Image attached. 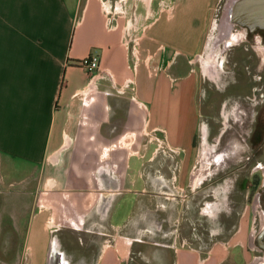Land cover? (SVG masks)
Instances as JSON below:
<instances>
[{"label":"crops","instance_id":"1","mask_svg":"<svg viewBox=\"0 0 264 264\" xmlns=\"http://www.w3.org/2000/svg\"><path fill=\"white\" fill-rule=\"evenodd\" d=\"M143 2L151 9L149 0H0V164L11 172L21 165L22 186L25 165L36 168L43 196L26 233L28 264H225L233 247L238 264L263 259L247 261L255 229L241 220L244 213L225 241L206 242L189 222L165 250L122 254L109 232L100 233L96 255L64 245H82L80 234L70 235L93 222L125 227L143 199L169 195L170 185L187 196L198 181L193 152L201 115L192 65L210 0L190 22L182 6L156 27L154 14L137 12ZM129 36L137 37L135 67ZM93 49L100 66L89 73L78 61ZM182 210L189 219L190 205ZM63 231L69 235L62 241Z\"/></svg>","mask_w":264,"mask_h":264},{"label":"rangeland","instance_id":"2","mask_svg":"<svg viewBox=\"0 0 264 264\" xmlns=\"http://www.w3.org/2000/svg\"><path fill=\"white\" fill-rule=\"evenodd\" d=\"M202 1L204 0H149V3H152V5L150 4L151 9L148 8L146 11L143 2L144 4L137 9V12L154 14L149 20L156 17L154 19L158 20L154 24L156 27L159 23L168 22V18H171L174 12L177 13L181 9L180 7L184 6L185 22H190L193 16L202 13ZM231 1L210 0L202 37L203 42L200 49L197 50L201 59L196 56L192 65L199 80L196 99L198 112L201 115V123L194 138L192 177L197 172H202L198 176V181L192 184L194 192L190 194L191 196H186L185 189L176 191V188L173 189L170 185L169 195L156 194L152 197L151 202L143 199L141 201L142 211L135 214L128 213L125 227L107 229L101 225L102 222L101 226L93 222L92 225L89 224L86 231L83 229L70 235L74 239L80 234L82 242H84L82 245L63 243L65 246L75 247L79 252H84L85 248L90 249L91 253L93 251V254L96 255L100 252V233L109 232L110 235L107 238L114 246L121 247L120 253L122 254L136 251L138 248L145 250L143 252L161 250L162 248L165 250L172 245L173 239L180 241L182 232H184L183 236L185 235V223L189 222L191 234H205L206 242L210 243L211 239L225 241L237 228V223L243 213L241 220L246 222V219H250L255 230H259L263 226V213L258 211L259 217L253 224L251 211L252 204L253 209L257 210V192L262 184L264 185V168L258 162L261 158H259L260 156L254 157L252 163L254 167L243 163L252 152L249 149L250 135L254 131L257 121L264 124V117L242 113L243 110L239 108L244 105L240 96L239 98L230 97L232 99L226 104L224 103L223 112L213 115L204 114L199 102V91L203 86L204 77L210 84V91L220 94L215 89V85L224 89L233 79L245 82V75H257L260 69L248 67L245 61L242 66H239L240 57L235 59L232 55L227 56L230 49L245 44V35L240 32L242 29L239 27H235L236 30L230 29V22L226 19L227 8ZM132 3L129 2L125 5L128 11L133 9ZM262 57L264 58V55ZM224 59L228 60V64L225 62L226 60L223 61ZM251 70V74L248 73ZM246 92L247 89L242 87V95ZM210 102L209 105H212L213 101ZM254 119L256 123L253 127ZM258 138L264 141V129ZM262 152H264V147ZM177 161L178 156H174L173 162ZM4 163L6 162L2 161L0 164V264H28L29 250L26 249V233L31 218L37 212L39 199L43 197L38 194L36 189L38 173L36 168L27 171L28 167L25 165V170H23L25 171V186H22L23 175L20 171L22 166L16 163L14 171L11 172L7 169L9 165H4ZM252 171H254L253 174ZM163 182L165 181L159 180L161 186L159 189H166ZM199 187H203V190L198 194L196 190ZM185 204L190 205V209L193 211L189 219L188 215L186 217L183 214L182 209ZM119 213L122 216L126 215L124 206L121 207ZM114 234L121 237L112 236ZM68 235L69 233L63 231L62 241ZM24 237L25 253L23 251ZM30 240L29 243L34 246L35 252H38L39 243ZM136 253L138 252L136 251ZM238 253L239 250L236 247L229 249L230 256L225 264H238ZM259 253L260 251L257 249L254 250L247 260L248 263L253 262L254 256H261ZM259 263L263 264L264 258Z\"/></svg>","mask_w":264,"mask_h":264},{"label":"flooded vegetation","instance_id":"3","mask_svg":"<svg viewBox=\"0 0 264 264\" xmlns=\"http://www.w3.org/2000/svg\"><path fill=\"white\" fill-rule=\"evenodd\" d=\"M235 27H239L238 25H235L233 27L234 30ZM240 28V27H239ZM242 29V28H241ZM243 34L245 35L244 45H240L241 47L236 46L235 48L230 49V51L227 53V56H231L236 59V57H240L241 59L238 60L240 65L242 66L244 61L247 63L248 67H251L252 69L255 67L260 68L258 70V76L257 75H251L244 77L246 81L244 80L242 82L237 81L236 79H233L231 82H228L227 87L222 89V87H219L218 85H215V89L220 93L218 94L216 91H210V84L206 81V78H203V86L201 87L200 91V105L201 110L206 115H213L223 112L225 109L224 106L227 101L231 100L232 96H235L236 98L241 97L243 100V105L240 107V110H243L242 113H245L247 115H255L257 117H264V58L262 55H264V29H256V30H248V29H242ZM242 34V35H243ZM241 42V41H240ZM239 44V42H238ZM226 60V61H225ZM226 63L228 62L227 59H224ZM235 63V62H234ZM228 64V63H227ZM245 65V66H246ZM243 73V72H242ZM242 87H245L247 89V92L242 95ZM223 92L221 93V89ZM238 89V90H237ZM217 93V94H216ZM212 102V105H209V102ZM210 102V103H211ZM225 103V104H224ZM241 106V105H240ZM254 123H256L255 119L253 121V127ZM264 129V124H261L257 121V125L254 128V131L251 133L249 138V149L252 151L249 156L245 158L244 165L250 164L251 167L253 163L254 157L261 158L258 162L259 164H262L264 168V152H262V148L264 147V141L260 140L258 137L261 136ZM254 171H252V174ZM203 190V187H199L196 191L199 194L200 191ZM191 193L187 196H191ZM256 202L258 203L257 210L255 211L253 209V204L251 211L253 213V219L252 223L255 224L256 220L258 219V211H261L264 215V185L262 184V187L257 192V198ZM198 206V204H197ZM199 207V206H198ZM192 212H190V215ZM263 226L259 228V230H255V237H254V250L257 249V251H260L259 255H261L264 258V220H263ZM257 260L255 261V263ZM264 264V263H263Z\"/></svg>","mask_w":264,"mask_h":264},{"label":"water","instance_id":"4","mask_svg":"<svg viewBox=\"0 0 264 264\" xmlns=\"http://www.w3.org/2000/svg\"><path fill=\"white\" fill-rule=\"evenodd\" d=\"M226 13L230 29H264V0H232Z\"/></svg>","mask_w":264,"mask_h":264},{"label":"built area","instance_id":"5","mask_svg":"<svg viewBox=\"0 0 264 264\" xmlns=\"http://www.w3.org/2000/svg\"><path fill=\"white\" fill-rule=\"evenodd\" d=\"M114 11L117 12L118 10H114ZM106 12L107 14H112V11L110 10V8H107ZM125 42L126 44H128L129 42L132 43L131 50H132V55L134 57V67H135V62L137 60L136 47H135L137 44V37L135 36L132 38L129 36L125 39ZM99 63H100V55L97 49L91 50V52L87 56H85L80 61H78L79 66L84 68L89 73L97 71L100 66Z\"/></svg>","mask_w":264,"mask_h":264},{"label":"bare ground","instance_id":"6","mask_svg":"<svg viewBox=\"0 0 264 264\" xmlns=\"http://www.w3.org/2000/svg\"><path fill=\"white\" fill-rule=\"evenodd\" d=\"M200 174H202L201 171H199V173L197 172V173L195 174V176L193 177L194 180H195V182L197 181V178H198V176H199Z\"/></svg>","mask_w":264,"mask_h":264}]
</instances>
